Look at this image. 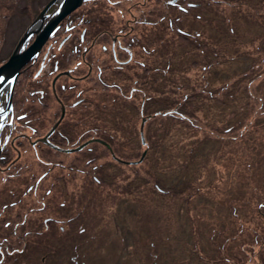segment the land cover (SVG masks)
Segmentation results:
<instances>
[{
	"label": "rangeland",
	"instance_id": "rangeland-1",
	"mask_svg": "<svg viewBox=\"0 0 264 264\" xmlns=\"http://www.w3.org/2000/svg\"><path fill=\"white\" fill-rule=\"evenodd\" d=\"M48 1L0 0V64ZM61 21L74 27L13 87L26 116L1 136L0 245L66 264H264V0H87ZM67 69L54 142L107 145L33 144L60 115L50 81Z\"/></svg>",
	"mask_w": 264,
	"mask_h": 264
},
{
	"label": "flooded vegetation",
	"instance_id": "flooded-vegetation-1",
	"mask_svg": "<svg viewBox=\"0 0 264 264\" xmlns=\"http://www.w3.org/2000/svg\"><path fill=\"white\" fill-rule=\"evenodd\" d=\"M87 0H83L82 2H81V4L79 5V6H81L84 2H86ZM93 1V0H92ZM97 1H100V0H94V2H97ZM107 1H109V0H107ZM58 6V5H57ZM78 6V7H79ZM77 7V8H78ZM57 8V7H56ZM56 10V9H55ZM45 18H47V14H45ZM84 19H82V21H81V24H82V28L80 27V24L79 25H77V27L80 29V33H79V36L77 37V39H75L74 40V42L72 43L73 44V46H74V49L76 50L77 49V47H81V46H83V44H84V42L87 40V28L84 26ZM63 22L62 21H60L59 22V24L56 26V28L54 29V31L51 33V35L48 37V38H50V37H54L55 36V33L57 32V30L60 28V26H61V24H62ZM64 24V28L65 29H71V28H73L74 27V25L73 24H71V23H67V22H64L63 23ZM34 36V34H31L28 38H27V40L25 41V43H24V45H23V48L26 46V45H28L30 42H29V39L31 38V37H33ZM69 36V35H68ZM67 36V37H68ZM115 38V37H114ZM65 40V39H64ZM63 40V41H64ZM70 41H72V39H69V42ZM27 42V43H26ZM59 46H61V44L59 45ZM92 46V45H91ZM91 46H84V50H82V52L84 53V55H83V57H82V62H88L89 60L87 59L88 58V56H89V53H90V50L92 49V47ZM124 48L125 49H129V47H128V45H124ZM41 50V49H40ZM103 50H105V46L103 45ZM113 50L115 51V49H114V47H113ZM114 51H113V53H114ZM38 55V54H37ZM56 55L55 54H52V53H50V51H49V53H46V55L44 56V58H43V60H42V62H41V64H40V67L41 68H44V63H45V60L47 59V58H53V57H55ZM54 59V58H53ZM31 61V60H30ZM49 63V62H48ZM90 64H89V69H90ZM54 68H57V61H55L54 62ZM42 69H39L38 71H37V73H36V75L35 76H38L39 75V73H40V71H41ZM65 71V70H64ZM66 73H63L62 72V74H60L61 72H58V73H56L55 75H54V77L51 79V81H50V90H51V94L54 96V98L56 99V101L57 102H59V104H60V106H61V108H60V115H59V117L57 118V120L54 122V124H52V126L53 125H55L56 124V126L54 127V129L50 132V134H48L47 136H46V139H47V141L48 142H50L51 144H49V143H47V144H49L50 146L52 145V146H54L55 148H58V146H56L54 143H52L50 140H52V139H56L57 140V138H56V136L58 137L59 135L60 136H63V134L59 131L60 130V126H62L63 125V120H64V117H65V114H66V107H65V103H64V98H62L61 96H62V94H61V96L59 95V93L61 92V93H63V89H64V91H69V92H71L72 91V88L73 87H76V85L74 84V83H70V84H67V82H65V84L63 83V85H61V83H60V79H61V77L62 76H64V75H68L67 77L69 78V77H73L74 75H73V73L70 71V70H66L65 71ZM19 75V74H18ZM17 75V76H18ZM17 78V77H16ZM75 81H79L80 79H82V76H75ZM15 81H16V79H15ZM14 84H15V82H14ZM13 87H14V85H13ZM39 90H38V92L39 93H41V95L44 93V89H42V88H38ZM81 93V91H78L77 92V98L75 99V101L73 102L75 105H78L82 100H81V98L79 97V94ZM8 95H9V89H8ZM8 95H7V98H6V105L4 106V107H2V106H0V145H1V143H2V135L4 134L3 133V131L7 128V127H12V126H14L15 127V123L18 121V120H20V119H22V118H24L25 116H26V114L25 113H23V114H19V115H17V114H15L14 113V108H13V102H12V100H11V105H10V108H7V100H8ZM44 95H42V97H43ZM63 111V116L61 117V112ZM16 115V116H15ZM51 126V127H52ZM51 127L48 129V131L51 129ZM47 131V132H48ZM47 132L45 133V135L47 134ZM45 135H43V136H45ZM2 136V137H1ZM43 136H38V137H36L35 138V141L33 142V144L35 145L36 143H39V142H41V143H44V144H46V142H44L43 140H41V138L43 137ZM4 138V137H3ZM61 138V137H60ZM95 138H99V139H102V138H100V137H94V138H91V139H95ZM103 141H105L104 139H102ZM93 141H96V140H93ZM97 142H99V141H97ZM106 142V141H105ZM88 144V143H87ZM86 144V145H87ZM80 145V144H79ZM85 145V146H86ZM78 145H76L75 147H77ZM85 146H83L81 149H77V150H72V151H65L64 149H73V148H75V147H68V148H61V147H59L60 149H62L63 151L62 152H69V153H71V152H76V151H80V150H82ZM1 148H2V145H1ZM58 148V149H59ZM61 151V150H60ZM1 157V156H0ZM36 182H38V181H36ZM32 188V185L30 186V189ZM42 203L44 202V201H41ZM30 251H32V252H30ZM37 254V252L36 251H34V250H32V249H9V248H7V247H4L3 245H0V264H2V263H4L5 262V260H7V258H9V257H11L12 255H13V264H66V262H65V257H61V258H56V255H54V257L55 258H53V256H52V249H42L41 251H40V253L38 254V255H36ZM35 256H37V259H36V257Z\"/></svg>",
	"mask_w": 264,
	"mask_h": 264
},
{
	"label": "water",
	"instance_id": "water-1",
	"mask_svg": "<svg viewBox=\"0 0 264 264\" xmlns=\"http://www.w3.org/2000/svg\"><path fill=\"white\" fill-rule=\"evenodd\" d=\"M56 0H49L43 8L39 11V13L36 16V20H40L39 25L37 29H31L28 27L24 33L21 35L19 40L17 41L16 45L14 46L13 50L11 51L8 58L0 64V88L5 82H10L9 84V95L7 100V108H10L11 105V97H12V91H13V85L15 82V79L17 75L20 72V69L28 63L30 60L34 59L37 54L39 53L40 49L44 45L45 41L48 39V37L51 35V33L54 31L56 26L59 24V22L67 16L70 12L75 10L83 0H58V6L54 13L45 21L43 22V19L45 18V12L49 8V6L54 3ZM34 34V39L32 42H30L27 46L23 48V44L27 40V38ZM63 116V111L61 112V117ZM143 123L144 118L141 121L140 125V134H141V140L143 139ZM56 126L53 125L51 129L47 132L45 136L41 138L46 143L51 144L47 141L46 136L50 134V132L54 129ZM93 140L99 141L101 143H104L107 145L105 141L99 138L95 139H89L77 147L73 149H64L65 151H72L81 149L83 146H85L87 143L92 142ZM1 150V146H0ZM144 155V152L142 153L141 157L139 158V161L142 159Z\"/></svg>",
	"mask_w": 264,
	"mask_h": 264
},
{
	"label": "trees",
	"instance_id": "trees-1",
	"mask_svg": "<svg viewBox=\"0 0 264 264\" xmlns=\"http://www.w3.org/2000/svg\"><path fill=\"white\" fill-rule=\"evenodd\" d=\"M50 59H51V58H50ZM67 129H68V128H67ZM59 131L63 134V136H60V135H59L61 138H62V137H63V138H67V133H68V131H67L66 129L64 130V128L62 129V126H60V130H59ZM50 141H51L52 143H54L56 146H58V148L61 147V145H60L59 143L54 142V141H56L55 139H52V140H50ZM92 142H97V141H92ZM89 143H91V142H89ZM89 143H88V144H89ZM98 143H101V142H98ZM88 144H87V145H88ZM101 144H104V143H101ZM45 145L49 146L50 148H53V149H56V150H59V151H60V150L63 151L62 149H60V148H59V149H58V148H55L54 146H52V145L50 146V145L47 144V143H46ZM104 145H105V144H104ZM1 157H3V156H1ZM1 157H0V159H1Z\"/></svg>",
	"mask_w": 264,
	"mask_h": 264
},
{
	"label": "bare ground",
	"instance_id": "bare-ground-1",
	"mask_svg": "<svg viewBox=\"0 0 264 264\" xmlns=\"http://www.w3.org/2000/svg\"><path fill=\"white\" fill-rule=\"evenodd\" d=\"M33 27H34V28L37 27V24H35ZM9 84H10V82L8 81V82H5V83L1 86V88H0V94H1V91H2L3 89L9 87Z\"/></svg>",
	"mask_w": 264,
	"mask_h": 264
}]
</instances>
